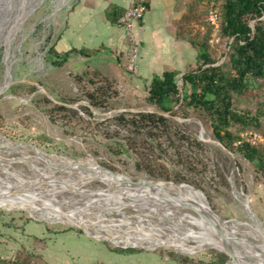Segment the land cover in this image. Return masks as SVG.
<instances>
[{"label":"rangeland","instance_id":"obj_1","mask_svg":"<svg viewBox=\"0 0 264 264\" xmlns=\"http://www.w3.org/2000/svg\"><path fill=\"white\" fill-rule=\"evenodd\" d=\"M56 1L43 0L28 17L7 58L5 48L0 49V197L9 200H0V264L17 259V264H233L235 256L188 232L194 229L196 210L172 193L145 187L150 180L192 185L198 191L185 190L202 202L205 198L212 214L250 229L264 242V175L242 155L225 151L209 125L200 133L197 122H187L198 119L192 112L188 118L172 117L148 105L146 86L152 79L132 77L127 65L122 79H109L117 94L111 99L99 95L98 106L88 96L108 86L103 77L53 66L49 50L55 31L75 0L54 14ZM194 5L193 13L180 21V34L190 43L209 37L213 54L221 58L228 49L220 26L216 30L207 22L206 0ZM196 60L197 55L190 64ZM185 70L178 72L180 88ZM139 112L167 117V132L148 136L117 120ZM250 133L261 139L252 145L264 146V133L252 130L242 137ZM26 149L44 160L36 161ZM131 180L146 185L131 196H118L123 186L139 187L128 185ZM233 238L224 237L244 258L264 263V252L258 254L262 242L253 236ZM174 239L179 240L160 246ZM132 241L139 244H128Z\"/></svg>","mask_w":264,"mask_h":264},{"label":"trees","instance_id":"obj_2","mask_svg":"<svg viewBox=\"0 0 264 264\" xmlns=\"http://www.w3.org/2000/svg\"><path fill=\"white\" fill-rule=\"evenodd\" d=\"M187 1L186 16L195 9V0ZM216 1L220 9L219 35L228 49L221 57H225L224 62L216 65L221 58L213 54L209 37L200 43L193 40L197 60L186 66L182 87L178 85V72L166 71L146 86V101L172 117L188 118L192 112L205 127L210 126L214 138L228 151L242 155L255 164L257 174L264 175V146H254L242 137L252 130L264 133V0ZM49 54L56 68L63 67L70 56L59 55L53 46ZM104 82L107 87H98L88 96L94 106L101 105L99 95L111 99L112 94H117L108 78ZM89 83L97 84L91 79ZM117 120L135 130H146L148 136L164 134L169 125L164 115L148 112L128 113ZM183 138L188 140L185 135ZM148 173L163 177L151 170ZM17 262L18 259L14 264Z\"/></svg>","mask_w":264,"mask_h":264},{"label":"crops","instance_id":"obj_3","mask_svg":"<svg viewBox=\"0 0 264 264\" xmlns=\"http://www.w3.org/2000/svg\"><path fill=\"white\" fill-rule=\"evenodd\" d=\"M70 1L57 0L54 14ZM135 3L136 0H75L61 18L52 45L59 55L70 54L65 68L122 79L131 41L118 22ZM185 12L180 0H150L144 19L132 30L140 42V61L130 72L132 77L153 80L166 71L181 72L195 59L196 50L187 35L179 31Z\"/></svg>","mask_w":264,"mask_h":264},{"label":"bare ground","instance_id":"obj_4","mask_svg":"<svg viewBox=\"0 0 264 264\" xmlns=\"http://www.w3.org/2000/svg\"><path fill=\"white\" fill-rule=\"evenodd\" d=\"M42 2H43V0H0V49L2 47L5 48V50H6L5 57L6 58H7V55H9L8 53L10 52L11 44L15 40L18 32L21 31V28L26 23L28 17L31 16L39 8V6ZM6 75H7V72H6L5 76ZM2 86H3V83H0V87H2ZM1 146L2 145H0V149H1ZM8 149H10L12 152L13 151L15 152V150H17L16 148H13V147H8ZM23 151H27V152L32 153V155L35 157L36 161L44 160V157L36 151L33 152L31 150H28V149L23 150ZM26 160H28L30 162V159H26ZM76 164L78 165V163H76ZM118 182H120V181H118ZM120 184L127 185V183H122V182H120ZM128 185H130V184H128ZM150 186L155 187L156 190L165 191L163 193H172V195L179 197V199H181L180 201H192L198 205V206L196 205V208H193L194 210H196L197 214L194 215L193 217H191V220L193 221L194 229L192 231H188L193 237L201 240L206 245L214 246V247L218 248L219 250H221L225 253H228V250L224 246V244L227 241L229 247L232 250V255L236 257V259H235V257L232 258L234 260V262L232 261L233 264H262L260 262L258 263L254 260H251L252 257L251 258L248 257L249 260L247 258H244L242 256V254H241L242 252L238 246L234 245V243L232 241L224 239V237L219 234L218 227H221V230L224 232L225 235L231 236L232 234H234V238H233L234 242H235V239L240 238V235H242V236H253L255 239H257V241L262 242V244H264L263 240H261L260 237H258V235L256 233H254L253 231H251L250 229H248L244 226L230 225L228 223L223 222L218 216L212 214L210 212L211 208H210V206H209V204L205 198H203V202H204L203 203L198 198H196L194 195H192L190 192L185 190V189H191V190L196 191L197 189L194 188L192 185L174 184V183L172 184V183H168L166 181L150 180L148 186H145V187H150ZM139 189H141V187L131 189V188L123 186L121 188L120 192L118 193V196L119 195H124L123 197L131 196V194L133 192H135V190H139ZM140 198H143V197L140 196ZM19 199H21V198H19ZM0 200L9 201L3 197H0ZM24 203H27L28 205L34 204L33 201L32 202L28 201V202H24ZM207 213L212 214L214 220L216 221V222L214 221L215 225L207 219ZM75 216L77 218H79L80 221H83V222L85 221L84 219H80V217L77 216V214ZM43 220H45V219H43ZM63 220L64 219L61 218V220H59V221H63ZM188 220H190V219H188ZM45 221H47V220H45ZM93 226H94V224H93ZM121 238H123V237H121ZM160 240H162V239H160ZM178 240L174 239L172 241L171 240L170 241H164L161 243L160 246L168 244V243H174V242H177ZM148 242L145 241V243H147L149 245L152 244L151 242L150 243H148ZM145 243L143 242L142 244H145ZM128 244H132V245L137 246L139 243H134L132 241V242H128ZM242 248H245V247H242ZM242 251H243V249H242ZM263 252H264V250L262 252H259V253H258V251H256V253H258L259 255H263ZM253 259H256V258L253 257Z\"/></svg>","mask_w":264,"mask_h":264},{"label":"built area","instance_id":"obj_5","mask_svg":"<svg viewBox=\"0 0 264 264\" xmlns=\"http://www.w3.org/2000/svg\"><path fill=\"white\" fill-rule=\"evenodd\" d=\"M149 3L150 0H136L134 7L126 10L118 22V26L128 33L131 41L129 63L127 65L128 72H133L136 69L139 58V45L132 30L135 25L144 19ZM206 3L208 4L207 22L218 30L220 26V12L216 6V1L206 0ZM247 140L255 145L261 139L257 133H250Z\"/></svg>","mask_w":264,"mask_h":264},{"label":"water","instance_id":"obj_6","mask_svg":"<svg viewBox=\"0 0 264 264\" xmlns=\"http://www.w3.org/2000/svg\"><path fill=\"white\" fill-rule=\"evenodd\" d=\"M252 28L254 29V24L252 25ZM10 86V85H9ZM8 86V87H9ZM8 89V88H7ZM191 121H194V122H197L198 124H199V126H200V133H202L203 131H204V127H203V124H202V122L200 121V120H198V119H190V120H187V122H191ZM201 135V134H200ZM200 135H199V138L201 139V137H200ZM217 143L225 150V151H228L220 142H218L217 141ZM25 144H28V143H25ZM29 145H32V144H29ZM32 146H34V145H32ZM229 153H231L232 154V152H230V151H228ZM106 171V170H105ZM107 172H110V171H107ZM110 173H114V172H110ZM114 174H117V173H114ZM168 183H173V182H168ZM129 184H131V185H137V186H139V187H144L145 185H146V183H142V182H140V181H137V182H134V181H130V183ZM176 184V183H175ZM181 202V204L182 205H185V206H187L188 208H190V209H193V208H196V203H194V202H192V201H180ZM198 206V205H197ZM208 212V211H207ZM207 219L210 221V222H212L214 225H215V220H214V218H213V216H212V214H210V213H207ZM215 221V222H214ZM218 232H219V234L220 235H222L223 237H225V234H224V232L221 230V227H218ZM224 246H225V248L228 250V257L230 256H232V250H231V248L229 247V245H228V243H227V241H226V243L224 244ZM229 257V258H230ZM229 263V261L227 262V264Z\"/></svg>","mask_w":264,"mask_h":264}]
</instances>
